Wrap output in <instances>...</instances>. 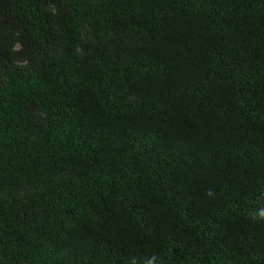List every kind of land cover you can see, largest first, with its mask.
<instances>
[{
    "label": "trees",
    "instance_id": "obj_1",
    "mask_svg": "<svg viewBox=\"0 0 264 264\" xmlns=\"http://www.w3.org/2000/svg\"><path fill=\"white\" fill-rule=\"evenodd\" d=\"M261 206L264 0H0V264H264Z\"/></svg>",
    "mask_w": 264,
    "mask_h": 264
},
{
    "label": "clouds",
    "instance_id": "obj_2",
    "mask_svg": "<svg viewBox=\"0 0 264 264\" xmlns=\"http://www.w3.org/2000/svg\"><path fill=\"white\" fill-rule=\"evenodd\" d=\"M206 196L210 198H214L216 196V192L214 189H208L206 192ZM251 217L254 221H264V206L257 208L254 212L251 213ZM130 264H138L136 258H132ZM143 264H164V261L161 257L153 254L150 257H146L143 261Z\"/></svg>",
    "mask_w": 264,
    "mask_h": 264
}]
</instances>
